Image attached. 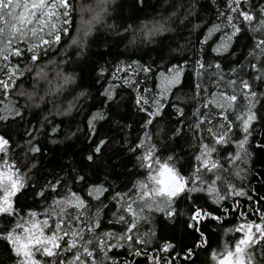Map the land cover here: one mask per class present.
Segmentation results:
<instances>
[{
  "label": "trees",
  "instance_id": "trees-1",
  "mask_svg": "<svg viewBox=\"0 0 264 264\" xmlns=\"http://www.w3.org/2000/svg\"><path fill=\"white\" fill-rule=\"evenodd\" d=\"M95 1L67 0L70 7L65 17L61 0H44L45 11L51 15L43 17V26L37 25L36 37L12 40L7 49L3 47L7 41L0 37V81L8 84L7 89L0 87V115L7 117L0 120V137L8 141L9 163L23 180L13 199L19 215L0 216V233L15 227L14 221L49 219L53 226L45 228L44 234L50 235L62 216L65 224L58 235H63L70 230L69 217L82 212L84 218L92 217L100 225L91 234L85 230V238H93L90 249L95 236L105 233H111L106 243L118 245L107 253L111 260L106 264H218L242 238L237 228L246 223L264 224V55L255 49V42L264 38V29L253 31L264 0H241V10L256 17L251 23L230 13L231 0H100L103 4L98 0L96 6ZM53 3L57 7L51 10ZM88 8L104 11V17L79 41ZM229 14L241 29L231 39L232 29L225 20ZM152 22L162 23L164 31L152 42L143 43L141 30ZM57 34L59 42L55 41ZM41 39L49 43L42 44ZM33 44L35 49L28 51ZM16 50H20L19 56L14 54ZM33 55L36 61L31 60ZM177 71L179 82L168 85ZM219 74L224 81L218 86ZM229 79L237 85L240 80L248 81L256 93L247 155L240 153L242 158L235 162L228 157L239 152L237 144L245 136L236 116L248 111L238 86V100L228 109L230 143L215 144L207 131L212 128L219 135L227 127L219 116L222 109L216 105L226 103L222 92L232 93L226 86ZM16 111L21 115L16 116ZM98 113L104 118L90 126L89 120ZM101 141L104 145L96 153ZM205 144L216 151L205 156ZM33 148L40 150L34 152ZM147 153L152 160L169 164L188 181V187L193 175L205 180L220 175L246 195H231L216 203L207 192H185L172 201V216L167 215L162 198H157L138 224L140 233L151 242L132 243L130 248L129 242L119 240L125 224L117 218L149 181ZM88 156L93 159L89 161ZM205 157L209 166L217 162L222 167L197 173ZM217 186L224 195V185L218 181ZM97 188L106 191L98 194ZM77 197L84 202L79 209L74 206ZM193 204L222 219H204L199 230L189 227ZM126 219L131 217L126 215ZM72 227H76L74 222ZM167 245L171 247L162 251ZM137 249H142L140 255L133 254ZM261 252L264 241L250 247L251 264H264ZM36 257L48 264L54 259H70L72 254ZM19 261L9 242L0 239V264Z\"/></svg>",
  "mask_w": 264,
  "mask_h": 264
},
{
  "label": "snow or ice",
  "instance_id": "snow-or-ice-1",
  "mask_svg": "<svg viewBox=\"0 0 264 264\" xmlns=\"http://www.w3.org/2000/svg\"><path fill=\"white\" fill-rule=\"evenodd\" d=\"M247 2V0H245ZM235 5L233 7L232 5ZM241 0H231L228 7L230 9V13H238V17H242L244 21L251 23L256 17L252 14L251 11L241 10L240 8ZM64 8L65 11L63 15L65 17L68 16V8L70 5L67 3V0H61L59 5ZM57 5L53 3L50 8L51 10L56 9ZM37 10L40 11V17L37 18ZM260 18L257 22V26L253 28V31H260L264 29V7L259 9ZM51 12L45 11V2L44 0H39L37 3L36 0H0V37H2L7 43L3 44L5 49L8 48L9 44L12 40H16L19 42L20 40L31 39V37L37 36V25L43 26L45 20L44 16L50 17ZM36 21V24H33V21ZM227 22V26L232 29L231 35L228 36V39L236 36L240 33L241 29L237 26L236 23H233V16L229 14L225 17ZM66 23L68 21H65ZM32 25L31 28L28 26ZM41 27V31H42ZM215 30H219L218 28ZM49 36L52 35L51 32L48 33ZM55 41H60V36L57 34L55 36ZM206 42V41H205ZM42 44H48V40L41 39ZM36 45L33 44L32 47L28 49V51H33ZM255 49L260 51L261 55H264V38H261L255 42ZM217 54L221 52L220 48L214 49ZM15 55H20V50H16ZM0 55H3V52H0ZM7 59V57H4ZM32 61L37 60V56L33 55L31 57ZM201 69L205 67L203 63L199 65ZM209 67H212L209 65ZM216 69H220V65H215ZM255 68V65H253ZM145 72L148 69H144ZM179 71L175 77L171 80L167 81L168 85L179 82ZM224 81V75L219 74L217 76V85L219 86L220 82ZM226 86L233 89L231 94H226L224 92L221 93L222 99L226 102L225 104H217L216 107L222 109L219 113L220 118L227 122V127L223 132L219 135H216L212 128H208L207 131L210 135H212L215 144L224 145L230 143V138H228V134L231 131L232 123L229 120L228 109L232 107V105L238 100V95L235 92V87L240 88V93L243 96V99L246 100L248 111L242 115H237L236 119L241 122V131L245 133V136L242 140L237 144V148L239 152L233 156L228 157V159L232 162L236 160H240L242 157L240 153H244L247 155V150L245 145L248 142V136L250 135V127L252 121L255 119V114L252 112V101L256 97V93L250 90V85L246 80H240L239 85H237L236 80L229 79L226 82ZM0 87L7 89L8 84L6 81H0ZM207 107V105H205ZM159 111V109L157 110ZM182 114V113H181ZM16 116H20L21 113L19 111L15 112ZM207 115V114H205ZM104 117L101 114H97L93 116L91 120H89V125L92 126L93 121L97 119H103ZM7 119V117L0 115V120ZM151 121H149L150 123ZM205 120L201 119L200 124H204ZM208 123H211V119L208 120ZM199 127V125H197ZM224 128V125H221ZM8 144V141L3 137H0V150H6L4 146ZM104 142L101 141L98 146L95 148L96 153L101 152V148L103 147ZM205 156L210 155L212 152H215L216 149L214 147H210L208 144L204 145ZM39 148H33L32 151L39 152ZM87 159L91 161L93 159L92 156H88ZM197 159H201L197 157ZM145 160H151V153H149ZM145 167H151L150 164H145ZM162 171H170L176 177V183L172 186L165 187H156L153 183V187L149 189V184L144 183L141 188V194L139 195L137 200H132L130 203H126V206L122 209V214L117 218V222L125 224V233L123 236L119 237V240H124L129 242V247L131 248L132 243L135 244H145L150 243V240L144 238V235L140 233L138 224L139 218L141 214L145 211V209L151 211L153 204L156 202L157 198H162L161 203L165 204L168 208L167 215L172 216L175 213V209L172 208V201L181 196L183 193L188 192H207L210 196L214 197L216 203H220L223 200L227 199L231 195L236 196H244L245 192L241 190H237L235 186L227 179V177L222 178L220 175H215L211 180H205L201 175H193L191 179V186L188 187V181L184 180L182 177H179V174L174 171V169H168L167 164L161 166ZM218 167H222L218 165L217 162L211 163L209 166L208 160L204 159L201 162V168L197 169V173H199L202 169H207L209 172H212L214 169ZM239 175V173H237ZM83 179V177H81ZM157 176L150 175L148 180L151 182L156 181ZM224 185V195H221L220 189L217 186V182ZM23 187V184L20 183V178L17 177L13 179V174L9 172H0V216L4 217H15L18 216V210L14 207L13 197L16 193ZM55 189V185L53 186V190ZM106 191V189L97 188L95 189L96 193H102ZM90 195L92 193H89ZM43 195V193H41ZM75 196V194H72ZM99 199V195L96 196ZM123 199V198H121ZM78 203L74 206L78 209L84 206V202L79 200L77 197ZM59 203V202H58ZM136 205L134 209L133 205ZM157 210L163 211V209L157 206ZM227 211V209H225ZM32 217H35V213L30 214ZM126 215L131 217V219H126ZM147 219L146 217H143ZM204 219H222L221 217H215L211 213L204 211L202 208L197 207L195 204L192 205V214L190 216L191 223L189 227H194L199 230V224ZM72 222L76 224V227H72ZM15 227L7 230L6 233H0V239L7 240L9 244L12 246V249L16 256L20 257L19 264H39V262L35 259V256L39 254L41 257H50V258H60L63 257L64 253L71 252L72 258L70 259H54L48 262V264H106V261L111 260V257L107 255L114 247H117V244L114 243H106L107 238L111 237V233H105L103 236L96 235L95 236V244L90 249L88 246L93 244V238H85V230L88 233H93L95 229L99 228V222L92 217L84 218V214L82 212H78L74 217L70 216L68 221V229L63 232V235H58L63 228L65 221L61 216L59 222H57L52 230L50 235L44 234V229L52 227L49 225L47 219L42 222V227L37 223L35 219L32 220H22V222H15ZM83 225V226H81ZM255 227L256 233L252 232V228ZM17 229L20 230L21 234H16ZM237 232H243V238L239 239L235 244L234 252H227L228 257H232L235 255L238 260V264H245V260L243 258V254L245 250L249 247L255 248L256 245L260 244L261 241H264V224H246L241 225L236 229ZM201 236L203 234L201 233ZM68 237V240L65 241L64 238ZM61 241H64L62 246ZM123 246V245H119ZM170 245L165 246L162 251H167ZM75 250V251H73ZM142 249L134 250V255H140ZM264 256V252L260 253ZM252 255H248L247 264H251ZM83 257V258H82ZM215 258V255H214Z\"/></svg>",
  "mask_w": 264,
  "mask_h": 264
},
{
  "label": "rangeland",
  "instance_id": "rangeland-1",
  "mask_svg": "<svg viewBox=\"0 0 264 264\" xmlns=\"http://www.w3.org/2000/svg\"><path fill=\"white\" fill-rule=\"evenodd\" d=\"M99 1L98 0L95 1V6L99 4ZM101 1H104L105 2V0H101ZM101 1H100V3H102ZM99 11L100 10L98 9L97 12L96 11L95 12H91V10L89 8L86 9L87 17L84 20L85 22H84V26L81 29V33L82 34L79 37V41H82L85 37H87L88 36V33L92 29L93 25L94 24H98V22L103 19L105 12L103 11V12L99 13ZM163 31H164V27H163V24L162 23H157L156 24V23L152 22V23L146 24V26H144L142 28V30H141V32L143 34V40H144L143 43L145 42L147 44L149 42H152L153 39H155L157 36L161 35L163 33ZM4 148L6 150H0V172H9L10 171L13 174V179H16L17 177H19L20 178V183L23 184L22 176L19 175L18 172L16 171L15 167L9 163L7 145L4 146ZM148 154L149 153H147L146 156ZM204 159H207L208 160L207 157L202 158V160H204ZM146 161L148 162V164L151 165L149 176L150 175L157 176L156 181H154V182L148 181L149 189H151L154 186L153 183L158 188L159 187L169 186L168 185V182H167V178H168V176H169V174L171 172L170 171H162V167H161L162 165H164L166 163H162L160 161H155V160H152V159L151 160H146ZM208 163L210 164V161L209 160H208ZM167 166H168V169H172L169 164H167ZM174 171L177 173L176 170H174ZM179 177H182V176L179 175ZM183 179L186 180L185 178H183ZM20 190H21V188H20ZM14 197L12 199H14ZM47 220L49 222V225L50 226L51 225L53 226V224L51 223V221L49 219H47ZM37 223L42 227V224H41L42 221L37 222ZM246 224H251V223H246ZM246 224H243V225H246ZM253 225H255V224H253ZM252 232L254 234L258 235V233H256L255 227L252 228ZM17 234H21L22 235V233L20 232V230H19V233H17ZM242 234H243L242 235V238H243L244 233L242 232ZM45 235L47 236V234H45ZM249 249H250V247L247 248L245 250L244 254H243V258L245 260V264H247L248 250ZM234 251H235V247L231 251H229V252H234ZM35 259L39 262V264H42L36 256H35ZM218 264H238V260H237V257L235 255H233L232 257H228L226 255L224 258H222V259L219 260Z\"/></svg>",
  "mask_w": 264,
  "mask_h": 264
},
{
  "label": "water",
  "instance_id": "water-1",
  "mask_svg": "<svg viewBox=\"0 0 264 264\" xmlns=\"http://www.w3.org/2000/svg\"><path fill=\"white\" fill-rule=\"evenodd\" d=\"M176 180H177V177L173 173H170L167 178L168 185L169 186L174 185L176 183Z\"/></svg>",
  "mask_w": 264,
  "mask_h": 264
}]
</instances>
